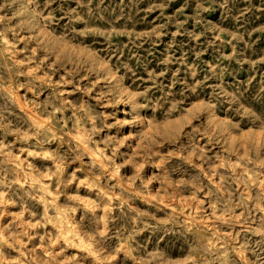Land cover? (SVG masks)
<instances>
[{
	"label": "rangeland",
	"instance_id": "1",
	"mask_svg": "<svg viewBox=\"0 0 264 264\" xmlns=\"http://www.w3.org/2000/svg\"><path fill=\"white\" fill-rule=\"evenodd\" d=\"M0 264H264V0H0Z\"/></svg>",
	"mask_w": 264,
	"mask_h": 264
},
{
	"label": "bare ground",
	"instance_id": "2",
	"mask_svg": "<svg viewBox=\"0 0 264 264\" xmlns=\"http://www.w3.org/2000/svg\"><path fill=\"white\" fill-rule=\"evenodd\" d=\"M17 98V97H16ZM18 99V98H17ZM16 100V99H14ZM17 101V100H16ZM40 101V100H39ZM37 102H35L34 104H36ZM25 104V103H24ZM29 105V104H28ZM27 105V106H28ZM35 106V105H34ZM37 106V105H36ZM26 107V106H24ZM37 109V108H36ZM46 110V109H45ZM25 112V111H24ZM27 116H28V119L30 120V122H32L33 124H36L37 127L39 128L40 125L42 124V120H41V115L38 111H36L33 107H30L28 106L27 110ZM26 118V116H25ZM44 122V121H43ZM45 124V123H44ZM47 124V123H46ZM35 125V126H36ZM44 126V125H43ZM40 129V128H39ZM40 139V138H39ZM31 146V145H30ZM28 147V146H27ZM83 147V150H86L88 153H91L90 152V148H88L86 145L82 146ZM28 153H31V149H29ZM29 155V154H28ZM28 176H29V179L34 183V182H39V183H42V179L40 176L34 174L33 172V169L32 168H29L28 169V172H27Z\"/></svg>",
	"mask_w": 264,
	"mask_h": 264
}]
</instances>
